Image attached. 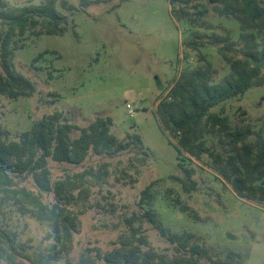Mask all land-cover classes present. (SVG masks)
Returning <instances> with one entry per match:
<instances>
[{
  "label": "rangeland",
  "instance_id": "obj_1",
  "mask_svg": "<svg viewBox=\"0 0 264 264\" xmlns=\"http://www.w3.org/2000/svg\"><path fill=\"white\" fill-rule=\"evenodd\" d=\"M8 1L17 7L46 0ZM67 1L70 10L58 4L70 25L64 36L28 32L19 40L23 49L16 51L15 69L35 84L36 92L18 100L0 95L1 126L9 131V140L18 141L55 112L81 128L98 117L110 118L114 136L124 140L127 134L140 135L149 156L145 166L137 163L135 152L91 155L80 166L49 160L53 183L85 170L95 174L88 178L89 200L70 207L80 218L70 252L51 264H105L98 253L104 256L117 248L120 237L130 234L129 219L147 211L155 213L169 233L192 235L191 244L209 249L215 258L225 260L233 251L240 255L239 264H264V202L240 198L209 155H180L178 139L157 115L159 103L183 72L208 61L217 70L216 82L230 73L210 39L229 35L237 41L239 22L220 16L215 7L221 2L211 0ZM212 112L264 135V86ZM254 140L252 136L249 142ZM203 141L224 157L230 155L218 133L206 134ZM182 168L195 171L196 190L183 188L178 180L184 178ZM150 185L155 198L142 204V192ZM19 186L39 192L31 178L20 179ZM43 195L45 202H54L53 194ZM0 226L16 236L18 247L32 259L51 255L55 242L48 236L49 224L6 204L0 205ZM134 227L147 238L144 250L175 255L174 247L146 219Z\"/></svg>",
  "mask_w": 264,
  "mask_h": 264
},
{
  "label": "trees",
  "instance_id": "obj_2",
  "mask_svg": "<svg viewBox=\"0 0 264 264\" xmlns=\"http://www.w3.org/2000/svg\"><path fill=\"white\" fill-rule=\"evenodd\" d=\"M59 2L70 10L67 0H46L39 5L17 7L8 0H0V95L18 100L32 97L36 92L35 84L15 69L16 51L23 49L18 42L28 32L37 36H64L70 25L68 17L58 8ZM211 2H221V7H215L219 15L234 18L240 24L237 41L229 35L210 39L218 45L230 73L216 82L217 70L208 61L205 66L183 72L159 103L157 115L165 130L178 139L176 149L180 155L187 153L196 159L209 155L240 198L264 202V135L249 125H233L228 117L212 112L231 99L243 98L251 88L264 86V0ZM111 127L112 119L98 117L88 127L81 128L63 113L55 112L42 117L14 141L9 140V131L0 124V205L12 204L23 215L31 214L39 222L49 224L52 232L48 236L55 242L49 257L32 259L18 247L16 236L0 226V264H27L26 261L51 264L70 252L80 224L79 215L70 207L89 200L88 178L95 174L93 170H85L53 183L49 160L80 166L91 155L116 157L135 152L137 163L146 165L149 155L141 136L127 134L124 140H119L111 133ZM209 133L220 135L230 155L224 157L206 146L203 139ZM252 136L255 140L249 142ZM133 166L136 174H140ZM182 170L184 178L178 180L183 188L187 192L196 190L192 179L195 171ZM28 178L39 192L19 186L20 179ZM151 190L152 185L142 192V204L153 202ZM44 193L53 194L54 202H45ZM143 219L174 247V256L144 250L147 238L140 228L134 227L137 220ZM128 227L130 234L120 237L117 248L104 256L98 253V259L105 264H239L240 255L233 251L225 260L215 258L209 249L191 244L192 235L169 233L151 211L129 219Z\"/></svg>",
  "mask_w": 264,
  "mask_h": 264
},
{
  "label": "built area",
  "instance_id": "obj_3",
  "mask_svg": "<svg viewBox=\"0 0 264 264\" xmlns=\"http://www.w3.org/2000/svg\"><path fill=\"white\" fill-rule=\"evenodd\" d=\"M128 110H129V113H131V114L134 113V111H133V109L131 108V106H128ZM132 116H134V115H132Z\"/></svg>",
  "mask_w": 264,
  "mask_h": 264
}]
</instances>
